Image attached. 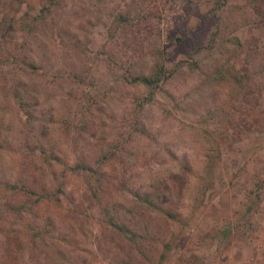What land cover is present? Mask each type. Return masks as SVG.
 <instances>
[{
  "label": "rangeland",
  "instance_id": "1",
  "mask_svg": "<svg viewBox=\"0 0 264 264\" xmlns=\"http://www.w3.org/2000/svg\"><path fill=\"white\" fill-rule=\"evenodd\" d=\"M0 264H264V0H0Z\"/></svg>",
  "mask_w": 264,
  "mask_h": 264
},
{
  "label": "trees",
  "instance_id": "2",
  "mask_svg": "<svg viewBox=\"0 0 264 264\" xmlns=\"http://www.w3.org/2000/svg\"><path fill=\"white\" fill-rule=\"evenodd\" d=\"M131 80L132 81L138 80V81L146 83V84H151V79L147 75H134L131 77ZM18 100H19L21 107L24 108L25 105L27 104L26 101H24L20 96L18 97ZM25 111L29 112V109H25ZM135 196H136L135 202H138V203L147 202L149 206H151L155 209H160V207L156 204V202L152 201V199H150L146 195L145 192H135ZM103 214H104V220L107 223V225L111 226L112 228H114L118 232L124 233L130 239L135 238V236L137 235L136 232L131 227H129V225L127 223H125L123 221L120 222V220L117 218V215L115 212L110 211V209H108V208H104ZM172 215H173V213L171 214V216Z\"/></svg>",
  "mask_w": 264,
  "mask_h": 264
}]
</instances>
